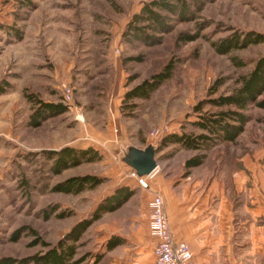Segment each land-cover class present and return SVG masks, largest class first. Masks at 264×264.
<instances>
[{
	"label": "rangeland",
	"instance_id": "1",
	"mask_svg": "<svg viewBox=\"0 0 264 264\" xmlns=\"http://www.w3.org/2000/svg\"><path fill=\"white\" fill-rule=\"evenodd\" d=\"M32 1L31 7H15L10 19L9 13L0 19L15 32L25 34L28 29L30 41L34 34L39 37L38 61L8 58L0 80L7 91L0 95V258L44 252L49 248L45 240L55 245L76 223L93 216L103 197L122 183V157L130 147L167 145L160 158L169 162L205 153L204 163L190 169L201 176L205 188L214 173L223 176L235 166L236 154L247 152V142L264 138V108L250 106L245 129L234 142L215 136L209 148L203 144L199 149L164 142L174 134L212 135L198 122L230 108L212 100L231 93L238 76L254 66L235 62L259 58L264 41L229 54L219 53L212 42L233 30L264 33V0H205L195 19L177 21L157 45L129 43L123 37L130 19L150 0ZM186 31L199 36L180 42L179 34ZM168 63L175 66L172 76L150 97L127 98L129 89ZM70 88L72 99L67 100ZM27 93L63 102L68 110L32 127L28 120L34 104ZM66 146L93 147L101 158L55 173L56 158L48 152ZM87 174L100 182L79 192L55 189L60 182ZM135 197L134 202H141L140 195ZM122 212L103 213L84 231L76 242L75 257L86 258L79 264L91 262L105 239V221L120 223Z\"/></svg>",
	"mask_w": 264,
	"mask_h": 264
},
{
	"label": "crops",
	"instance_id": "2",
	"mask_svg": "<svg viewBox=\"0 0 264 264\" xmlns=\"http://www.w3.org/2000/svg\"><path fill=\"white\" fill-rule=\"evenodd\" d=\"M16 1L0 0V19L7 13L11 18L12 10L19 8ZM16 32L0 22V80L5 77L8 58L38 61L39 37L34 34L30 41L28 29L25 34L18 32V36ZM6 92L4 86L0 95ZM252 141L255 143H246L247 152L236 154L235 166L223 176L222 172L214 173L205 188L201 176L190 172L200 165L188 168V158L172 162L160 158L166 155L167 145L154 146L158 168L149 176V185L143 187L132 175L136 169L125 161L128 149L121 162L122 183L109 196L122 187L133 192L118 208L103 212L108 216L118 210L126 211L121 213L120 223L105 221V239L92 256L91 264L154 263L157 238L151 226V202L155 193L165 198L174 239L188 242L197 264H264V138ZM138 195L142 199L136 203ZM109 196H104L99 206ZM132 206H138L137 210L130 209Z\"/></svg>",
	"mask_w": 264,
	"mask_h": 264
},
{
	"label": "trees",
	"instance_id": "3",
	"mask_svg": "<svg viewBox=\"0 0 264 264\" xmlns=\"http://www.w3.org/2000/svg\"><path fill=\"white\" fill-rule=\"evenodd\" d=\"M19 6L24 8L33 6L32 0H18ZM205 0H150L143 4L141 11L137 12L130 19L126 30L123 33L124 41L134 44L157 45L163 42L164 34L171 32L177 21H188L196 18V14L205 6ZM17 35H20L17 32ZM199 34L182 32L179 34L180 42H188L198 38ZM264 41V33L254 30H233L229 35L215 39L212 42L214 49L221 54H229L233 49H243L251 44H258ZM142 57H138L141 60ZM236 61V60H235ZM238 66L245 67L250 63L254 66L237 79L238 85L235 86L229 95H220L212 102L221 106H229L227 110H221L217 115H210L205 120L198 122L201 127H207L211 131V136L203 134L199 136H188L186 134H174L165 137V143L177 141L183 143L187 148L199 149L203 144L209 148L211 137H220L224 142H234L244 131L249 114L247 109L250 106L264 108V54L257 59L250 61L237 60ZM174 64L168 63L166 67L149 79H144L143 83L132 87L126 92L127 98L150 97L164 81L168 80L174 71ZM4 89L0 84V91ZM27 98L33 102V113L31 114L28 125L39 127L42 122L50 117L64 113L68 110V105L63 102H49L38 100L31 93H27ZM205 141L201 143V141ZM49 156L56 158L52 170L55 173L63 171L73 165L83 162L98 160L101 155L93 147L79 149L66 146L57 150H52ZM206 154L194 155L186 161L188 168L199 166L204 163ZM100 180L93 174L73 176L63 182L58 183L56 190L66 192H79L88 184L97 185ZM133 190L122 187L107 197L99 208L89 219L79 221L74 225V229L59 242L52 245L44 241V245L49 248L44 252H39L25 258H14L4 256L0 258V264H79L85 261V257L76 258L78 244L76 243L84 231L91 223L99 219L105 210H114L121 203L125 202L132 195ZM60 216L65 215L59 212ZM47 216H50L47 213ZM84 264H91L87 262Z\"/></svg>",
	"mask_w": 264,
	"mask_h": 264
},
{
	"label": "built area",
	"instance_id": "4",
	"mask_svg": "<svg viewBox=\"0 0 264 264\" xmlns=\"http://www.w3.org/2000/svg\"><path fill=\"white\" fill-rule=\"evenodd\" d=\"M65 97L67 100L72 99V88L66 90ZM153 173L140 176L135 170L132 175L137 177L143 187H146L149 185L148 178ZM153 197L151 202V226L157 238L153 264H197L188 242L174 239L173 231L169 225V217L165 210L164 196L155 193Z\"/></svg>",
	"mask_w": 264,
	"mask_h": 264
},
{
	"label": "water",
	"instance_id": "5",
	"mask_svg": "<svg viewBox=\"0 0 264 264\" xmlns=\"http://www.w3.org/2000/svg\"><path fill=\"white\" fill-rule=\"evenodd\" d=\"M156 151L157 149L153 145H148L144 149L130 147L128 154L125 156V161L135 168L140 176H146L158 168Z\"/></svg>",
	"mask_w": 264,
	"mask_h": 264
}]
</instances>
